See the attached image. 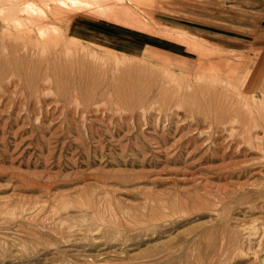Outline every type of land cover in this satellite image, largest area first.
Segmentation results:
<instances>
[{"label": "rangeland", "instance_id": "obj_1", "mask_svg": "<svg viewBox=\"0 0 264 264\" xmlns=\"http://www.w3.org/2000/svg\"><path fill=\"white\" fill-rule=\"evenodd\" d=\"M72 1L0 0V264H264V0Z\"/></svg>", "mask_w": 264, "mask_h": 264}, {"label": "bare ground", "instance_id": "obj_2", "mask_svg": "<svg viewBox=\"0 0 264 264\" xmlns=\"http://www.w3.org/2000/svg\"><path fill=\"white\" fill-rule=\"evenodd\" d=\"M7 1V0H6ZM64 0H61V2H63ZM67 2L69 1V0H66ZM75 3L76 2H79V0L77 1H75V0H73ZM72 1V2H73ZM107 1H109V0H107ZM111 1V0H110ZM113 1V0H112ZM118 1V0H117ZM117 1H114V2H116V4L114 3L113 5H110L109 7H108V9H105L106 8V6L105 7H101V8H104L103 10H99L98 8H88V7H86L87 6V4H89V2L87 1V4H86V6H80V4H84L85 5V1H84V3L82 2V3H77V4H79V5H77V4H74L75 6H67V7H65V3L67 4V2H64V4L63 3H60V4H62V5H56L55 3V8H53L57 13H59V12H67V13H75V12H86V11H89V13L91 12V13H93V14H98V15H101V16H104V17H106L107 19H109V20H111V21H115V22H117V23H120V15H121V13H122V11L120 12V7L123 5V3L121 2L122 0H120V2L122 3H120L121 5H118L117 3H119V1L117 2ZM140 2H141V0H139ZM139 1L137 2L138 4H139ZM143 1V3L142 4H144V0H142ZM147 1V0H146ZM146 1H145V3H146ZM70 2H71V0H70ZM73 2V3H74ZM112 3V2H111ZM110 3V4H111ZM148 3V2H147ZM69 4V3H68ZM71 4V3H70ZM91 4L92 3H90V6H91ZM108 4H109V2H108ZM142 4H139V5H142ZM28 5H29V3H26V5L24 4L23 6H20V5H18V4H14V3H9L8 5H6V6H3V7H0V18L2 19V21H4V22H6V23H14L17 27H19V28H22V27H24V26H22V19L19 17V14L20 13H26V8L28 7ZM107 5V4H106ZM120 6V7H118V6ZM61 6V7H60ZM93 6V5H92ZM97 6V5H96ZM123 6H125V5H123ZM122 6V7H123ZM126 7V6H125ZM94 9H97V10H94ZM123 9H125V8H123ZM126 9H128V7L126 8ZM53 10V11H54ZM99 10V11H98ZM129 11H131L130 9H128ZM109 11V12H108ZM60 13V14H61ZM87 13V12H86ZM54 14V13H53ZM56 14V13H55ZM124 14V13H123ZM88 15H90V14H88ZM61 16V15H60ZM69 16V15H68ZM68 16H67V18H68ZM127 16V15H126ZM126 16H124V17H126ZM75 17H76V14H75ZM47 18V15H46V13L45 12H42L41 14H40V17L38 18V19H35V20H33V23H35L36 24V26H37V28H38V30H39V33H40V35H41V37L43 38V40L45 41V40H47V41H49V42H51V41H53V37H54V31H52V30H48L46 27H43V25L45 24L43 21L45 20ZM73 18V17H72ZM129 18V17H128ZM66 19V18H65ZM127 19V18H126ZM126 19H124V20H126ZM134 19V18H133ZM64 21V20H63ZM70 21H71V19H70ZM69 21V22H70ZM121 21H122V19H121ZM135 21V20H134ZM139 21H142V20H139ZM125 22H128V24H129V21H125ZM131 23L133 24V22L131 21ZM135 23H137V22H135ZM143 23V22H142ZM141 23V24H142ZM124 24V23H123ZM127 24V25H128ZM136 25V24H135ZM140 24H138L137 26H139ZM145 25V24H144ZM132 26H134V25H132ZM143 26V25H142ZM147 26H145V28H146ZM141 29H143V28H141ZM147 29V28H146ZM32 30V29H31ZM77 33L78 34H84V31H82V30H77ZM97 35L93 32V37H96ZM114 36H112V39L109 41V45H111L112 47H117V48H122L123 49V51L125 52V53H128V52H130V53H134V52H136L135 50V48H136V46H128L127 44H122V43H120L121 41H119L118 39H116V41H115V39L113 38ZM183 38V37H182ZM184 39V38H183ZM192 39V38H191ZM182 40V39H181ZM194 40V39H193ZM183 41V40H182ZM197 41V40H196ZM198 42V41H197ZM185 43V42H184ZM48 44H50V43H48ZM57 44V43H56ZM190 44H192V43H190ZM193 45V44H192ZM31 46V45H30ZM190 46V45H189ZM196 46V45H195ZM198 46V45H197ZM200 46V45H199ZM192 47V46H191ZM194 48H197V47H194ZM193 48V49H194ZM201 48V47H200ZM64 49V48H63ZM190 49V48H189ZM192 49V48H191ZM197 50V49H196ZM200 50V49H199ZM63 51V50H62ZM60 52V51H59ZM202 52V51H201ZM4 53V52H3ZM33 53V52H32ZM42 53V52H41ZM66 54V53H65ZM201 54V53H200ZM84 55V54H83ZM32 56V55H31ZM68 58V57H67ZM92 58V57H91ZM86 60V59H85ZM88 60V59H87ZM95 60V59H94ZM98 61V60H97ZM104 62V61H103ZM5 63H6V61H5ZM118 64V63H117ZM121 65V64H120ZM26 69V68H25ZM54 69H57V68H54ZM48 71V70H47ZM98 71V70H97ZM70 72V71H69ZM1 73V72H0ZM170 74V73H169ZM35 75V74H34ZM41 75V74H40ZM260 76H262V75H260ZM264 76V75H263ZM169 77V76H168ZM175 77V76H174ZM15 78V77H14ZM16 78H17V76H16ZM15 78V79H16ZM171 78V77H170ZM264 78V77H263ZM29 79V78H28ZM10 80V79H9ZM216 80V79H215ZM222 80H224V79H222ZM261 80H262V78H261ZM172 81H173V79H172ZM175 81V80H174ZM203 81V80H202ZM201 81V82H202ZM219 81V80H218ZM217 81V82H218ZM250 82L248 83V84H246L245 86V91H241V90H239L240 88V86H241V84H242V77H241V75H238V77H237V79H236V82L235 83H233V85H234V91H237V92H239V93H251L250 91H251V87L254 85V82L252 81V80H249ZM258 81V80H257ZM58 82V81H57ZM67 82V81H66ZM200 82V81H199ZM222 82H224V81H222ZM10 83V82H9ZM18 84H19V82H17ZM172 83V82H171ZM211 83H213V82H211ZM219 83V82H218ZM217 83V84H218ZM17 84V85H18ZM215 84V83H214ZM229 84V83H228ZM13 85V84H12ZM133 85V84H132ZM182 85V84H181ZM212 85V84H211ZM230 85H231V83H230ZM232 85V86H233ZM15 86V85H14ZM256 86V87H255ZM254 87H255V89H257L258 87H264V83L263 82H259L258 84H256ZM21 87V86H20ZM24 87V86H23ZM214 87V86H213ZM216 87V86H215ZM214 87V88H215ZM253 87V88H254ZM189 88V87H188ZM252 88V89H253ZM191 89V88H190ZM254 89V90H255ZM258 90V89H257ZM178 91V90H177ZM233 94V93H232ZM176 95V94H175ZM125 96V95H124ZM210 96V95H209ZM215 96V95H214ZM238 96V95H237ZM253 96V95H252ZM262 96L264 97V93L262 94ZM178 97V96H177ZM216 97V96H215ZM240 97V96H239ZM262 97V98H263ZM144 98V97H143ZM147 99H148V97H147ZM255 99V98H254ZM253 99V100H254ZM256 100V99H255ZM259 100V99H258ZM149 101V100H148ZM227 101V100H226ZM257 102V101H256ZM255 102V103H256ZM142 103H143V100H142ZM231 103V102H230ZM229 103V104H230ZM151 104V103H150ZM218 104V103H217ZM228 104V105H229ZM258 104V103H257ZM264 105V104H263ZM142 106V105H141ZM251 107H254V106H250V105H248L247 106V109H248V113L249 112H251L252 110H250L251 109ZM257 107H258V105H257ZM131 108V107H130ZM182 108V107H181ZM209 108H211V107H209ZM228 108H229V106H228ZM259 108H261V107H259ZM256 109V108H255ZM173 110V109H172ZM210 110V109H209ZM215 110V109H214ZM217 112V111H216ZM215 113V112H214ZM124 114V113H123ZM247 114V113H246ZM208 116V115H207ZM217 115H214V118H213V123H219L218 125H224V124H226V121H224V119L222 118V117H220L218 120H217V117H216ZM223 116V115H222ZM238 117V116H237ZM264 117V116H263ZM262 118V117H261ZM230 120V119H229ZM259 120H260V118H259ZM231 121V120H230ZM239 122H241V121H239ZM228 125V124H227ZM184 127V126H183ZM242 128V127H241ZM199 129V128H198ZM249 129V128H248ZM245 130H247V129H245ZM242 131H243V128H242ZM234 132V131H233ZM244 132V131H243ZM246 132V131H245ZM247 132H249L248 130H247ZM203 134V133H202ZM234 134V133H233ZM236 134V133H235ZM234 134V135H235ZM240 134H241V132H240ZM246 134V133H245ZM253 134H255V133H253ZM250 135V134H249ZM247 136V135H246ZM256 136V135H255ZM217 137V136H216ZM240 137H242V136H240ZM239 137V138H240ZM223 138V137H222ZM230 138H232V136H230ZM245 138V137H244ZM254 139V138H253ZM228 140H231V142L233 141L232 139H229L228 138ZM245 140V139H244ZM249 141V140H248ZM238 142V141H237ZM246 142V141H245ZM254 145V144H253ZM252 145V146H253ZM264 145V144H263ZM241 146H239L238 148H240ZM263 147V146H262ZM256 148H258V147H256ZM258 149H260V148H258ZM262 150H263V148H262ZM264 158V157H263Z\"/></svg>", "mask_w": 264, "mask_h": 264}, {"label": "crops", "instance_id": "obj_3", "mask_svg": "<svg viewBox=\"0 0 264 264\" xmlns=\"http://www.w3.org/2000/svg\"><path fill=\"white\" fill-rule=\"evenodd\" d=\"M255 59V60H254ZM259 59H258V56H256V57H248L247 58V62H246V68H245V70L244 71H242L241 73H240V75H241V77H242V81H244V80H246V79H248V80H251V79H253V77L255 78V77H257L258 75H262V74H264V69L263 70H261V68H259V69H254V73H250V74H248L249 75V77H246V74H247V71H248V68H249V66H250V64L252 63V62H254V61H258Z\"/></svg>", "mask_w": 264, "mask_h": 264}]
</instances>
